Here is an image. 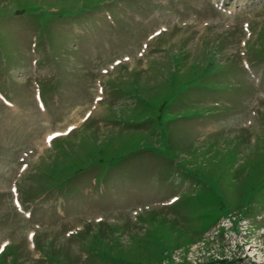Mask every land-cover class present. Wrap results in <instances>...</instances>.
<instances>
[{
	"label": "rangeland",
	"instance_id": "rangeland-1",
	"mask_svg": "<svg viewBox=\"0 0 264 264\" xmlns=\"http://www.w3.org/2000/svg\"><path fill=\"white\" fill-rule=\"evenodd\" d=\"M239 2L0 0V264H264V0Z\"/></svg>",
	"mask_w": 264,
	"mask_h": 264
},
{
	"label": "trees",
	"instance_id": "trees-1",
	"mask_svg": "<svg viewBox=\"0 0 264 264\" xmlns=\"http://www.w3.org/2000/svg\"><path fill=\"white\" fill-rule=\"evenodd\" d=\"M131 256H134L136 258H146V254L140 250L136 251V250H132L131 252Z\"/></svg>",
	"mask_w": 264,
	"mask_h": 264
},
{
	"label": "snow or ice",
	"instance_id": "snow-or-ice-1",
	"mask_svg": "<svg viewBox=\"0 0 264 264\" xmlns=\"http://www.w3.org/2000/svg\"><path fill=\"white\" fill-rule=\"evenodd\" d=\"M126 59H128L127 57H126ZM117 63H119V61H117ZM106 71V70H105ZM74 127V126H73ZM71 129H69V131H70ZM60 135H63V133H60V132H56V133H54V136H60ZM48 139L49 140H51V139H53V136H49L48 137ZM25 167H26V165H25Z\"/></svg>",
	"mask_w": 264,
	"mask_h": 264
},
{
	"label": "bare ground",
	"instance_id": "bare-ground-1",
	"mask_svg": "<svg viewBox=\"0 0 264 264\" xmlns=\"http://www.w3.org/2000/svg\"><path fill=\"white\" fill-rule=\"evenodd\" d=\"M49 133H50V132H49ZM49 133H48V134H49Z\"/></svg>",
	"mask_w": 264,
	"mask_h": 264
}]
</instances>
